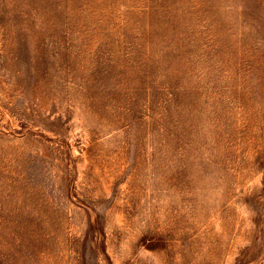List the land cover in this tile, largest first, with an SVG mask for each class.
<instances>
[{"label":"rangeland","instance_id":"1","mask_svg":"<svg viewBox=\"0 0 264 264\" xmlns=\"http://www.w3.org/2000/svg\"><path fill=\"white\" fill-rule=\"evenodd\" d=\"M0 264H264V0H0Z\"/></svg>","mask_w":264,"mask_h":264}]
</instances>
